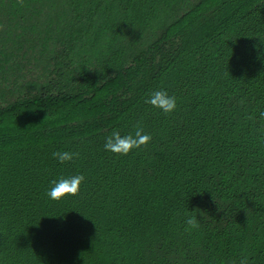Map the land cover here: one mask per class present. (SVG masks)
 Segmentation results:
<instances>
[{
  "label": "trees",
  "instance_id": "trees-1",
  "mask_svg": "<svg viewBox=\"0 0 264 264\" xmlns=\"http://www.w3.org/2000/svg\"><path fill=\"white\" fill-rule=\"evenodd\" d=\"M261 112L264 0H0V264H264Z\"/></svg>",
  "mask_w": 264,
  "mask_h": 264
},
{
  "label": "clouds",
  "instance_id": "clouds-1",
  "mask_svg": "<svg viewBox=\"0 0 264 264\" xmlns=\"http://www.w3.org/2000/svg\"><path fill=\"white\" fill-rule=\"evenodd\" d=\"M20 2L22 3L23 0H20ZM145 102L154 108L162 110L166 114L173 112L177 107V98L175 96L169 95L168 91L165 89L152 91L147 95ZM260 115L264 117V112H261ZM151 139V135L145 133L144 129L138 122L135 126L134 133L121 135L119 130H113L111 135L106 137L104 148L107 151L118 155H127L133 149H139L141 146H146L151 141ZM53 156L60 163H65L79 158L80 153L57 151L53 153ZM85 179L86 178L83 174H78L75 176L61 177L58 181L53 180L51 182L53 186L47 194L54 200H58L69 195L75 196L79 193L80 186L85 181ZM185 224L187 226L186 231H191L192 229H197L200 227V222L197 218V215L187 216ZM248 260V256H242L239 264H248Z\"/></svg>",
  "mask_w": 264,
  "mask_h": 264
}]
</instances>
